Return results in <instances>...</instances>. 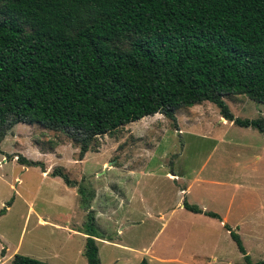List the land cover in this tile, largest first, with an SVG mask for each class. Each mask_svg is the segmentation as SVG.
Here are the masks:
<instances>
[{
    "label": "rangeland",
    "instance_id": "1",
    "mask_svg": "<svg viewBox=\"0 0 264 264\" xmlns=\"http://www.w3.org/2000/svg\"><path fill=\"white\" fill-rule=\"evenodd\" d=\"M224 101L234 117L264 122L263 103L245 95ZM222 118L209 101L180 108L176 128L160 113L145 116L96 136L82 158L63 133L16 124L0 143V264L16 253L88 264L89 231L99 236L100 264H247L219 218L175 207L166 172L185 176L182 188L195 179L179 195L224 216L250 260L264 261V133Z\"/></svg>",
    "mask_w": 264,
    "mask_h": 264
},
{
    "label": "trees",
    "instance_id": "2",
    "mask_svg": "<svg viewBox=\"0 0 264 264\" xmlns=\"http://www.w3.org/2000/svg\"><path fill=\"white\" fill-rule=\"evenodd\" d=\"M232 95L264 104V0H0V143L16 124H37L82 158L96 136L157 113L176 128L180 108L205 101L264 133L261 118L233 116ZM224 227L247 264H264ZM86 234L83 254L100 264L99 236ZM11 264L48 263L16 253Z\"/></svg>",
    "mask_w": 264,
    "mask_h": 264
},
{
    "label": "crops",
    "instance_id": "3",
    "mask_svg": "<svg viewBox=\"0 0 264 264\" xmlns=\"http://www.w3.org/2000/svg\"><path fill=\"white\" fill-rule=\"evenodd\" d=\"M222 120L224 121L225 119L224 118H222ZM45 173V172H44ZM143 174V176H145V173H142ZM165 176H167V178L169 179V180H171V181H174L175 183H176V186H175V189H176V193H177V196H178V198H177V201H176V203H175V207H177V208H179V209H186L185 207H184V201H187L186 200V198L185 197H182L181 195H179V194H181V193H186V194H188V192L191 190V185L193 184V180H195V179H193L192 181H189V184L187 185V186H185L184 188H182V184H181V182H182V179H184V177L185 176H183V175H181V176H179V175H177L175 172H166L165 173ZM177 180L178 181H180V183H177ZM139 197V200L140 199H142L143 197H140V196H138ZM96 199V193H95V195H94V200ZM188 202V201H187ZM189 203V202H188ZM192 204V203H191ZM119 205V204H118ZM90 206V205H89ZM91 206H92V204H91ZM91 206L89 207V210H92L91 209ZM202 210H204V207H202L201 208ZM187 210V209H186ZM189 211V210H188ZM204 211H208V210H204ZM193 213V212H192ZM162 214L163 213H161V215H159V217H161L162 216ZM198 214H203V213H198ZM205 215V214H204ZM205 216H207V215H205ZM219 220H220V224L222 225H224V224H227L226 222H225V217L223 216V217H221L220 215H219ZM224 219V220H223ZM43 222V221H42ZM164 226V225H163ZM162 226V227H163ZM228 231V230H227ZM119 232H120V230H119ZM229 232V231H228ZM85 236H87V235H85ZM85 239H86V237H85ZM95 240H96V242H97V240H99V237H95ZM113 244H115L116 246H118V247H120V248H122V249H127L128 251L129 250H134L131 246H129V245H122V244H119V243H113ZM124 244V243H123ZM152 244V243H151ZM151 244L147 247V248H145V250H144V253L145 254H147V255H149V254H151ZM212 260H214V258L212 259Z\"/></svg>",
    "mask_w": 264,
    "mask_h": 264
}]
</instances>
